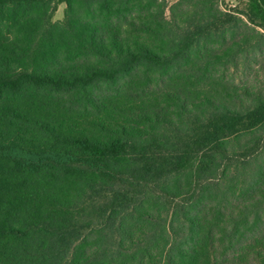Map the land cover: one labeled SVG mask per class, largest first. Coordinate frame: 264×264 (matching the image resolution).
I'll use <instances>...</instances> for the list:
<instances>
[{
    "label": "trees",
    "instance_id": "16d2710c",
    "mask_svg": "<svg viewBox=\"0 0 264 264\" xmlns=\"http://www.w3.org/2000/svg\"><path fill=\"white\" fill-rule=\"evenodd\" d=\"M162 2L0 0V264H264V0Z\"/></svg>",
    "mask_w": 264,
    "mask_h": 264
},
{
    "label": "rangeland",
    "instance_id": "374dc122",
    "mask_svg": "<svg viewBox=\"0 0 264 264\" xmlns=\"http://www.w3.org/2000/svg\"><path fill=\"white\" fill-rule=\"evenodd\" d=\"M164 1V4L166 6L165 8V16L167 19L171 18V9L174 7L180 0H160V3ZM163 3V2H162ZM216 7L220 10L222 13H227L231 15H235L238 18L243 19L246 21V13L248 11V0H216ZM191 6V5H190ZM189 6V7H190ZM186 7H188L186 5ZM186 7H183L182 9H185ZM193 9V8H192ZM65 12H66V5L65 4H59L57 6V9L52 17V21L55 22H62L65 18ZM176 14H180V10L175 9ZM208 14V11L205 13ZM205 15V16H206ZM258 31L260 33H263V31L259 28ZM260 45L264 47V42H260ZM259 58V57H258ZM258 65H252L249 69L246 66H240V72H247L249 73V80L245 84H248V86L251 87H258L261 86V83H264V76L262 75V69H264V58L259 59ZM257 72L259 73L257 76Z\"/></svg>",
    "mask_w": 264,
    "mask_h": 264
}]
</instances>
